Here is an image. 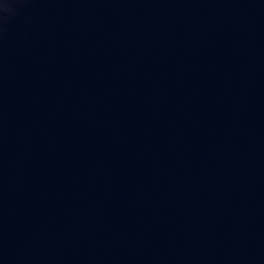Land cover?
Here are the masks:
<instances>
[{
	"label": "water",
	"instance_id": "1",
	"mask_svg": "<svg viewBox=\"0 0 264 264\" xmlns=\"http://www.w3.org/2000/svg\"><path fill=\"white\" fill-rule=\"evenodd\" d=\"M248 1L0 0V264H83Z\"/></svg>",
	"mask_w": 264,
	"mask_h": 264
}]
</instances>
